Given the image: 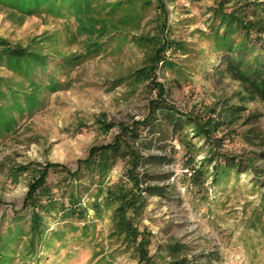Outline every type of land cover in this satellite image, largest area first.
I'll return each instance as SVG.
<instances>
[{"label": "trees", "instance_id": "trees-1", "mask_svg": "<svg viewBox=\"0 0 264 264\" xmlns=\"http://www.w3.org/2000/svg\"><path fill=\"white\" fill-rule=\"evenodd\" d=\"M173 1L141 0L140 10L135 11L134 0L114 3L130 2L127 7L136 17L135 25L129 26L130 32L142 28L141 9L145 5L149 8L154 4L159 15L153 27L154 35L129 33L132 43L140 47L148 44L150 50L141 66L108 81L109 88L125 86L129 95L140 87L155 93L148 99L146 112L139 119L114 122L103 112L99 113L95 124L100 132L106 134L113 127L117 132L110 142L91 145L87 154L77 159L74 169L49 160L8 168L12 181L25 171H30L32 178L20 207L11 209L10 214H0V264H52L50 257L57 258L62 249L67 256L85 245L95 248L93 258L100 256L94 264H108L122 252L132 254L138 264H202L199 262L202 254H192L190 246L175 236L159 243L155 253L150 254L149 234L137 224L149 196L170 198L175 190L174 183L169 181L174 172L160 169L174 161L173 140L184 150V168L188 169L193 186H204L209 179V186L217 195L229 184L235 189L240 176L245 174L252 191L264 187L262 133L254 134L253 142L263 147L258 152L235 154L222 149L226 133L241 120L247 105L256 100L264 101V0H214L215 6L210 10L214 23L207 35L213 40L223 68L217 69L211 64V72L216 70L227 75L240 86L229 97H216L211 104L194 106L187 111L171 101L170 88L156 79L157 70H171L175 66L165 56L166 50L174 44L180 46L165 32L166 4ZM30 4V0H16L15 7L22 11ZM115 12L126 17L123 9L108 11V16ZM89 18L93 23L83 32L86 34L85 53L62 57L54 65L50 64L52 58L42 41L24 46L0 36V68L11 72L0 75V140L16 133L27 119L41 111L49 94L70 85L69 81L57 79L50 68L61 70L77 65L84 55H98V46H105L107 50L110 40L97 41L103 31L97 34L95 27L106 20L93 15ZM127 35L110 43L127 40ZM202 66L206 70V65ZM250 118L248 115L244 122ZM218 131L223 132L219 137ZM199 140L202 143L197 145ZM204 147L206 153L197 161ZM118 161L124 162L123 172L117 181L110 182L109 173ZM50 175L57 179L48 181ZM258 203L264 206V201ZM206 205L210 208V201L207 200ZM254 211L243 232L244 241L250 244L246 246L249 263L264 264V258L257 259L255 253L256 242L264 239V223ZM105 219L110 224L108 238L118 244L107 253L101 239L96 240L101 232V229L96 230V222ZM249 231L262 238L250 235Z\"/></svg>", "mask_w": 264, "mask_h": 264}, {"label": "rangeland", "instance_id": "rangeland-1", "mask_svg": "<svg viewBox=\"0 0 264 264\" xmlns=\"http://www.w3.org/2000/svg\"><path fill=\"white\" fill-rule=\"evenodd\" d=\"M30 1V5L19 11L15 7L16 0H0V36L24 46L42 41L53 59L50 60L52 65L62 57L85 53L86 34L83 32L93 23L89 18L92 15L106 20L105 25H95L97 34L103 31L97 41H113L128 35L124 41H109L107 50L105 46H98V55H84L77 65L61 70L50 68L57 79L69 81L70 85L49 94L41 111L27 119L16 133L0 140V214H10L11 209L20 207L27 183L32 178L31 172L25 171L12 181L8 176L10 166L49 160L74 169L77 159L84 157L91 145L110 142L117 132L116 127L106 134L100 132L95 124L99 113L103 112L108 120L114 122L139 119L146 112L148 99L155 93L140 87L129 95L125 86L110 89L108 82L142 65L150 47L148 44L140 47L132 43L129 33H156L153 27L159 11L154 4L141 9L142 28L130 32L129 26L136 23L134 13L127 7L130 2L115 5L119 0ZM133 3V11L140 10L141 0H134ZM214 6V0H175L166 4L165 32L180 46L174 44L166 50L165 56L175 66L171 70H157L156 79L170 88L171 101L182 110L211 104L216 97H229L240 86L229 76L215 72V69L211 72V64H215L217 69L223 68L213 40L207 35L214 23L210 12ZM118 9L125 10L126 17L121 16V12L108 16V11ZM203 64L206 70L201 68ZM10 74L7 69L0 68V75ZM248 115L250 120L244 122ZM256 133L264 135V101L260 100L247 105L241 120L226 133L222 149L235 154L258 152L263 147L253 142ZM222 134L220 131L216 133L218 137ZM172 143L176 149L174 161L160 169L174 172L169 181L174 183L175 190L170 198L149 196L137 220L139 229H145L149 234L150 254L155 253L159 243L175 236L190 246L192 254H202L199 255L202 264H251L246 248L250 244L244 241L243 232L248 228L254 210L261 217L259 221L264 223V211L261 212L264 206L258 203L264 201V187L252 191L245 174L240 176L235 189L229 184L217 195L210 188L209 179L204 186H193L189 171L184 170L187 169L184 168V150L176 148V140ZM201 143L199 140L197 145ZM205 149L199 152L197 161L205 155ZM260 162L262 160H258ZM123 169L124 162L118 161L109 173V181H117ZM55 179L50 175L48 181L54 182ZM207 200L210 201V208H207ZM109 227L108 219L96 222V230L101 229L96 240L101 239L106 253L118 245L108 238ZM94 251L91 245H85L66 256V250L62 249L57 258L51 256L50 260L52 264H94L100 257L93 258ZM207 252L212 255L205 256ZM255 253L257 259L264 258V239L256 242ZM108 264L138 263L132 254L122 252Z\"/></svg>", "mask_w": 264, "mask_h": 264}, {"label": "built area", "instance_id": "built-area-1", "mask_svg": "<svg viewBox=\"0 0 264 264\" xmlns=\"http://www.w3.org/2000/svg\"><path fill=\"white\" fill-rule=\"evenodd\" d=\"M176 144V143H175ZM176 148L177 149H180V146H179V144H176ZM185 171H188V169H184Z\"/></svg>", "mask_w": 264, "mask_h": 264}]
</instances>
